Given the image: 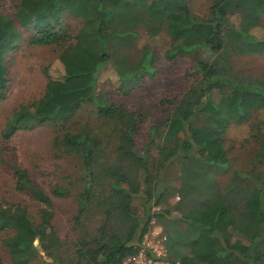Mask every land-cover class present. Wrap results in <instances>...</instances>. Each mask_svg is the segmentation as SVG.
<instances>
[{"label":"trees","instance_id":"16d2710c","mask_svg":"<svg viewBox=\"0 0 264 264\" xmlns=\"http://www.w3.org/2000/svg\"><path fill=\"white\" fill-rule=\"evenodd\" d=\"M189 1L18 0L13 16L3 12L0 1V98L9 85L8 52L18 47L23 29L32 31L30 45L61 49L60 70L46 68L44 94L13 110L3 138L10 140L37 124L66 122L86 102H93L106 119L104 135L87 127L64 129L54 140L61 152L82 158L81 188L73 199L77 237L72 242L54 223L56 200L72 189L55 184L46 191L27 169L14 164L15 190L28 194L37 206L34 210L26 200L0 202V232L6 233L3 242L13 264L37 257L45 264H123L138 250L153 218L167 234V249L179 264H264V174L236 170L241 182L223 190L206 167L229 162L223 134L231 122H242L253 111L264 160V80L236 77L224 65L233 53L264 52V0H213L209 16L202 19ZM235 13H243L238 25L230 20ZM142 29L152 37L167 33L166 59L195 49L207 55L193 62L191 84L162 101L168 110L160 126H150L139 148L136 133L145 115L107 103L101 85L108 64L120 76L121 90L156 71L157 56L149 45L137 59L113 56ZM202 116L205 125L197 122ZM175 158L183 162L175 189L185 198L178 207L185 229L166 218L170 209L152 213L172 192L173 187L162 188L160 182ZM143 189L141 215L133 201ZM192 195L199 196V205H190Z\"/></svg>","mask_w":264,"mask_h":264},{"label":"rangeland","instance_id":"374dc122","mask_svg":"<svg viewBox=\"0 0 264 264\" xmlns=\"http://www.w3.org/2000/svg\"><path fill=\"white\" fill-rule=\"evenodd\" d=\"M0 1L3 12L13 16L18 0ZM212 4L213 0L189 1L192 11L200 19L209 16ZM242 18L243 13L230 15V20L235 25H238ZM261 21L264 26V16ZM31 35V30L23 29L18 47L9 51L7 55L9 85L5 97L0 98V202L26 200L31 208L36 209L37 204L28 194L15 190L14 164L27 169L34 181L46 191H51L55 184L71 188V194L59 196L56 200L54 223L59 233L72 242L77 237V232L72 226V218L77 208L73 199L74 193L81 188L78 179L84 173L82 158L61 152L54 140L64 129L76 132L87 127L104 135L105 129L102 125L106 123V119L99 114L93 102H86L66 122L37 124L30 129L19 130L10 140L3 138L2 130L13 110L20 103L32 102L44 94L48 80L46 68L51 65L53 73L60 70L57 59L60 47L30 45ZM169 41L165 32L152 37L142 29L130 43L113 52L115 59L120 58L122 54L127 58L137 59L144 46L149 45L156 53V71L143 75L126 90L120 89L122 80L111 64H108L104 71L105 82L101 85V98L107 103L119 104L128 110L145 115L136 133L139 148L145 145L150 126L154 124L160 126L168 110V103L163 104L162 101L172 99L191 84L193 62L207 55L204 50L195 49L190 54L178 56L173 60L166 59L165 50ZM224 65L227 71L236 77L248 76L264 80V52L248 55L233 53L225 58ZM256 114L257 112L253 111L246 120L239 123L231 122L223 134L229 162L226 165L207 164L206 166L210 179L223 190L227 186L234 185L235 182H241L240 178L235 176L236 170H244L256 175L264 174V160L259 157L260 142L255 137L259 128ZM197 122L199 125L207 124L204 116ZM182 167V160L175 158L163 170L160 186L173 187V189H170L172 192L170 191L171 194L167 195L162 205L153 207L152 213L156 210L170 209V214L166 218L177 221L178 226L185 229L187 225L178 220L180 218L178 216L181 215L178 207H181L185 198L175 189L180 185ZM144 197L143 189L133 201L136 213L141 215H143ZM190 197L194 198H191V206L199 205V196ZM240 211L239 208L238 212ZM155 220L157 221L155 218L152 219L151 226L160 224H155L153 222ZM89 225L92 226L91 223ZM5 236L6 233L1 231L0 261L3 264H13L8 248L3 242ZM170 259L174 260L171 254ZM27 264L45 263L37 257Z\"/></svg>","mask_w":264,"mask_h":264},{"label":"built area","instance_id":"2783aa9c","mask_svg":"<svg viewBox=\"0 0 264 264\" xmlns=\"http://www.w3.org/2000/svg\"><path fill=\"white\" fill-rule=\"evenodd\" d=\"M167 234L161 226L153 225L144 235L138 250L127 256L123 264H179L170 259Z\"/></svg>","mask_w":264,"mask_h":264}]
</instances>
